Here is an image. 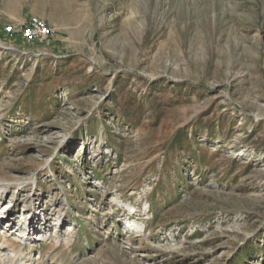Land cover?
I'll use <instances>...</instances> for the list:
<instances>
[{"label": "rangeland", "instance_id": "obj_1", "mask_svg": "<svg viewBox=\"0 0 264 264\" xmlns=\"http://www.w3.org/2000/svg\"><path fill=\"white\" fill-rule=\"evenodd\" d=\"M0 213L26 264H264V0H0Z\"/></svg>", "mask_w": 264, "mask_h": 264}, {"label": "built area", "instance_id": "obj_2", "mask_svg": "<svg viewBox=\"0 0 264 264\" xmlns=\"http://www.w3.org/2000/svg\"><path fill=\"white\" fill-rule=\"evenodd\" d=\"M6 39L14 41L17 38L27 42L43 43L48 40L49 30L44 22L31 17L26 21L9 24L4 28Z\"/></svg>", "mask_w": 264, "mask_h": 264}, {"label": "bare ground", "instance_id": "obj_3", "mask_svg": "<svg viewBox=\"0 0 264 264\" xmlns=\"http://www.w3.org/2000/svg\"><path fill=\"white\" fill-rule=\"evenodd\" d=\"M2 206H5L6 208H9V206H10V204H9V201H8V203H5V204H3ZM1 206V207H2ZM38 209V207L36 206L35 207V209ZM1 212H3V211H1ZM1 214V213H0ZM8 215V214H7ZM6 215V218H5V220H3V221H5L3 224H2V228H6V226H7V224H10V223H13L14 221H11V218H10V216L8 217ZM26 213L25 214H23L22 215V217L24 218V219H26ZM2 217L4 218V216L2 215ZM25 221V220H24ZM17 223H19V222H17ZM6 224V225H5ZM5 225V226H4ZM24 224H21V225H19L18 226V224H17V231L18 232H20V233H23V232H26V230H28V232H29V230H30V228H28L27 227V229L25 228L24 229ZM44 226V225H43ZM15 227H16V225H15ZM46 227V226H45ZM67 230H69V229H67ZM130 230V229H129ZM23 231V232H22ZM40 235H42L41 233L40 234H38V238H39V236ZM37 238V239H38ZM42 238V236L40 237V239ZM34 240H36V239H34ZM0 247L2 248H4L5 249V247H9L10 249H11V253L14 255L13 256V258L12 257H10V256H6V254H5V258L3 259V260H1V264H26L25 262H18V260L17 261H15V256L16 255H18V256H20L22 253H20V252H18V251H16V249H14V247H12V245H8V243H7V240H3L2 242H1V244H0ZM7 259V260H6ZM6 260V261H5ZM9 260H11V263H9Z\"/></svg>", "mask_w": 264, "mask_h": 264}]
</instances>
